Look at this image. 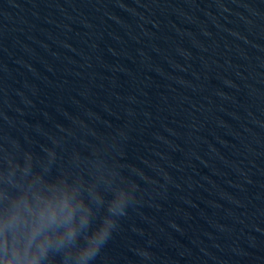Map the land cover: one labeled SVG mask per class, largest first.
I'll list each match as a JSON object with an SVG mask.
<instances>
[{"label": "water", "instance_id": "water-1", "mask_svg": "<svg viewBox=\"0 0 264 264\" xmlns=\"http://www.w3.org/2000/svg\"><path fill=\"white\" fill-rule=\"evenodd\" d=\"M49 135L143 173L93 264H264V0H0V137Z\"/></svg>", "mask_w": 264, "mask_h": 264}, {"label": "clouds", "instance_id": "clouds-1", "mask_svg": "<svg viewBox=\"0 0 264 264\" xmlns=\"http://www.w3.org/2000/svg\"><path fill=\"white\" fill-rule=\"evenodd\" d=\"M47 140L36 152L0 137V264H93L139 203L132 175L143 173L124 174L116 136L82 141L66 158L63 137Z\"/></svg>", "mask_w": 264, "mask_h": 264}]
</instances>
